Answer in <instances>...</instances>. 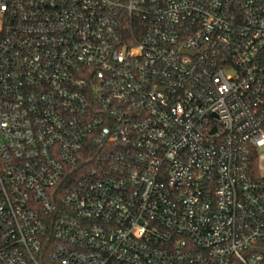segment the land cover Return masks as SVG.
Here are the masks:
<instances>
[{
  "label": "built area",
  "instance_id": "built-area-1",
  "mask_svg": "<svg viewBox=\"0 0 264 264\" xmlns=\"http://www.w3.org/2000/svg\"><path fill=\"white\" fill-rule=\"evenodd\" d=\"M0 264H264V0H0Z\"/></svg>",
  "mask_w": 264,
  "mask_h": 264
},
{
  "label": "trees",
  "instance_id": "trees-1",
  "mask_svg": "<svg viewBox=\"0 0 264 264\" xmlns=\"http://www.w3.org/2000/svg\"><path fill=\"white\" fill-rule=\"evenodd\" d=\"M98 152L99 149L91 141H87L84 144L78 164L74 168L67 170L59 184L60 194L78 185L83 175L94 162V158Z\"/></svg>",
  "mask_w": 264,
  "mask_h": 264
}]
</instances>
